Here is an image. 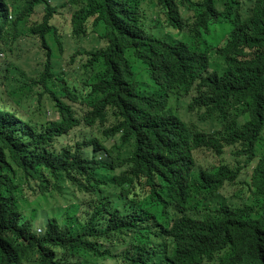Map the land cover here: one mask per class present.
<instances>
[{"label": "trees", "instance_id": "obj_1", "mask_svg": "<svg viewBox=\"0 0 264 264\" xmlns=\"http://www.w3.org/2000/svg\"><path fill=\"white\" fill-rule=\"evenodd\" d=\"M0 264H264V0H0Z\"/></svg>", "mask_w": 264, "mask_h": 264}, {"label": "clouds", "instance_id": "obj_2", "mask_svg": "<svg viewBox=\"0 0 264 264\" xmlns=\"http://www.w3.org/2000/svg\"><path fill=\"white\" fill-rule=\"evenodd\" d=\"M54 1H56V0H54ZM176 52H177V56L181 57V59H182L183 52H181L179 49L176 50ZM149 81L151 82L152 87H153V90L149 94H144L141 91H139V86H138V81H137V90H138L137 92L139 93V95H137V96H139V100L145 98L146 96H150V94H152L153 91H155L154 82H156V81H153L151 79H149ZM4 83H7V80H5ZM176 107L178 108L179 114L181 115V111H180L179 105L176 106ZM186 121H188V120H186ZM196 127L199 130H202V131H205V132H208V131L212 132L214 129H217L216 126H212V125H209V127L207 129H204V128L200 127L199 125H196ZM204 157L207 159L208 165H209L210 168L213 165H218V163H217L218 157H217L216 153L213 151V149L210 146H207L206 148H197L196 149L195 160L201 161ZM220 176L223 177V179L226 181L227 184H229L230 186H232L234 188L246 186L247 185L246 182H248V183L250 182V177L248 179H245V176L242 173H241V176H239V178H235L232 182H230L229 179L225 175H220ZM191 199H192L191 204L187 206V209H194L195 207H197V208L205 207V208L210 210V209H215L216 208L215 198L212 197V196H209L207 194H205V199L204 200L201 197H197L195 199L191 198ZM37 230L40 232L41 229L38 228ZM213 232L214 231L209 230V232L207 234L203 235V237H208ZM204 249L206 251L208 250L206 247H204ZM228 250L230 251V246H226V250H221V251L229 252ZM210 256L211 255L209 253H208V255H205L206 258H208Z\"/></svg>", "mask_w": 264, "mask_h": 264}, {"label": "rangeland", "instance_id": "obj_3", "mask_svg": "<svg viewBox=\"0 0 264 264\" xmlns=\"http://www.w3.org/2000/svg\"><path fill=\"white\" fill-rule=\"evenodd\" d=\"M62 13H64L63 12V8H60L59 11H58L59 16ZM56 23L60 24L61 26L64 25L63 19L60 18V17H58V16H56ZM155 34L158 37H164L165 36V32L162 29H157L156 32H155ZM20 47H22V49L25 52L35 53L36 50H37L38 44L36 43V40L34 38H32L31 36H24V37H22L20 39ZM31 64L34 67H37V63H36V60L35 59L31 62ZM138 64H139V62H137V67H138ZM140 67L141 66H139V68ZM26 71L29 73V70L28 69H26ZM137 73H138V75H137V81H138L139 91H141L144 94L151 93V91L153 90V87H152L151 82L149 81V79L145 75V71H144L143 67ZM191 114H192V112H191ZM200 127L204 128V129H207L209 127V125H207L206 123H204V125H200ZM43 214H44V209L39 210L37 212V214H36L35 222H33V224L36 227V231H38L37 230L38 228H40L42 230Z\"/></svg>", "mask_w": 264, "mask_h": 264}]
</instances>
